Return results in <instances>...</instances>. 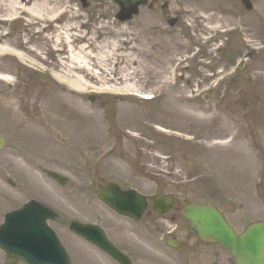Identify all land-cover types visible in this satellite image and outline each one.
I'll return each instance as SVG.
<instances>
[{"label": "rangeland", "instance_id": "1", "mask_svg": "<svg viewBox=\"0 0 264 264\" xmlns=\"http://www.w3.org/2000/svg\"><path fill=\"white\" fill-rule=\"evenodd\" d=\"M86 1L87 8L79 0H25L70 12L55 25L33 26L25 16L0 23L2 40L34 61L0 57V73L13 78L0 81V135L7 140L0 163L8 169L15 161L16 174L31 181L27 197L41 193L61 209L53 227L75 264H105L88 246L83 256L69 226L74 219L105 229L107 222L120 223L99 200L101 188L117 180L145 195L150 212L156 196L177 201L168 215H146L137 235L121 224L143 251L137 264H172L180 254H191V264H235L220 247L201 244L181 210L213 205L239 233L264 221V0H253L250 13L240 0H158L124 24L113 0ZM179 13L185 23L171 29L167 19ZM227 31L233 36L215 37ZM70 46L94 69L90 75L73 70L89 83L85 92L50 76L70 65ZM125 84L161 97L145 103L98 94ZM39 168L64 175L67 186L55 185ZM7 190L0 182V214L10 206ZM26 196L17 194L16 206ZM170 236L188 250L167 249Z\"/></svg>", "mask_w": 264, "mask_h": 264}, {"label": "water", "instance_id": "2", "mask_svg": "<svg viewBox=\"0 0 264 264\" xmlns=\"http://www.w3.org/2000/svg\"><path fill=\"white\" fill-rule=\"evenodd\" d=\"M81 1L85 2V0ZM114 2L121 8L118 16L121 22L133 19L139 14V8L147 4L146 0H114ZM243 3L250 9L248 0H243ZM2 145L3 142L0 140V148ZM58 180L62 185L66 184L62 178ZM100 199L120 214L136 219L141 218L147 208L144 197L136 192H122L116 186L105 187ZM154 202V209L160 214L169 212L174 205L171 196L157 198ZM34 209L35 207H28L7 220L0 232V247L7 253L32 264H68L53 232L45 225L42 213L46 211ZM182 216L190 223L191 229L203 243L221 245L231 253L237 264H264V223L254 224L243 235L237 236L224 217L213 207L189 205L182 210ZM72 230L107 250L123 264H128L125 257L106 244L102 232L97 228L75 224ZM27 242H31V245H26ZM43 242H46L52 250L47 251L46 262L40 261L36 256L37 244ZM27 247H32V253H29ZM56 252L61 257L58 261L55 259Z\"/></svg>", "mask_w": 264, "mask_h": 264}, {"label": "bare ground", "instance_id": "3", "mask_svg": "<svg viewBox=\"0 0 264 264\" xmlns=\"http://www.w3.org/2000/svg\"><path fill=\"white\" fill-rule=\"evenodd\" d=\"M0 13L6 14L4 18H15L16 16L20 15H27L29 18L28 22L30 25L37 24L41 25L42 23H48L50 22L51 24H56L58 21V15L60 12H56L53 9H50L46 7L44 4L43 6L38 5V3H34L31 5H28L25 3V0H0ZM53 10V13L50 11ZM15 16V17H14ZM3 15H0V18H2ZM57 25L56 27H58ZM107 30L106 28H101L97 30V33H101V31ZM104 36H107V34H103ZM102 36V37H104ZM3 36L0 35V55H13L15 58H17L20 62L22 63H30L33 64V60L28 58L27 54L24 52H21L12 46H10L7 42L3 41ZM104 44L107 46V42H104ZM112 46H116V44H112ZM71 47V46H70ZM82 53L79 54H74V50L71 47V56H70V65H65V67L60 70L59 72H52V75L56 81H58L61 84H64L68 86L69 88L76 90L78 92H85L90 88L89 83L86 81L85 78H81L80 76H77L73 70L75 69L79 73H85L88 75L93 73L94 69L90 63L85 57L81 55ZM106 64H104L107 67V60L103 61ZM130 66H133L135 63L132 61L130 62ZM120 63L115 64L114 67H118ZM74 70V71H75ZM100 71H105L104 69H100ZM105 73V72H104ZM135 72L134 74H136ZM133 74V75H134ZM137 75V74H136ZM135 75V76H136ZM94 77V75H92ZM131 74L128 75V78L131 79ZM0 80L4 81L6 83L11 82L13 78H11L8 75L0 73ZM115 87V86H114ZM114 87L109 86V90L113 89ZM116 90V87H115ZM122 91H134V92H139L138 88L136 86H131L129 84H125L122 89ZM117 91V90H116ZM124 91V92H126ZM157 130L163 133L167 132V129H165L162 126H158ZM213 129L212 131H214ZM217 130L214 132L216 133ZM220 144V143H219Z\"/></svg>", "mask_w": 264, "mask_h": 264}, {"label": "flooded vegetation", "instance_id": "4", "mask_svg": "<svg viewBox=\"0 0 264 264\" xmlns=\"http://www.w3.org/2000/svg\"><path fill=\"white\" fill-rule=\"evenodd\" d=\"M158 0H154V4H156ZM237 3L238 0H235ZM234 3V1H233ZM182 14H178V18L182 19ZM14 155V154H13ZM15 157V155H14ZM16 159V158H15ZM15 161L10 163L9 168L7 169L5 166V163H0V182L4 186H9V189L13 192L11 196V200L16 195L15 191H18L19 193L24 192L26 194V191L28 188H30L31 184L29 181H26V177L20 174H16L15 169ZM3 166L4 168L2 169ZM40 199L43 198V195L39 193L37 195ZM120 223L111 224L110 222H107V238L124 254H126L134 263L142 259V252L140 249H138L136 246H134L133 243L129 241V238L124 234L121 228V224L127 227V225L131 226L134 230V235H137L141 231L140 222H131V221H123L122 218H117ZM126 228L124 229V231ZM128 239V240H127ZM102 259L105 260V264H118L115 261H113L110 257L107 256V253L103 255ZM174 264H191V255H188L187 257H181L176 256L175 260L173 261ZM5 263L8 264H25L24 262H19L15 260H11L8 257H6Z\"/></svg>", "mask_w": 264, "mask_h": 264}]
</instances>
